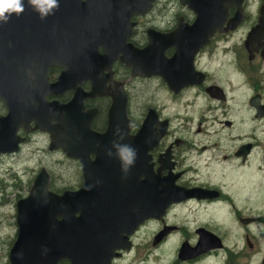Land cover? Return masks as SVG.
I'll return each instance as SVG.
<instances>
[{
	"label": "flooded vegetation",
	"instance_id": "flooded-vegetation-1",
	"mask_svg": "<svg viewBox=\"0 0 264 264\" xmlns=\"http://www.w3.org/2000/svg\"><path fill=\"white\" fill-rule=\"evenodd\" d=\"M195 1L153 0L131 17L126 0H75L73 6H62L60 60L47 70L48 82L60 79L61 90L37 85V98L27 89L24 94L33 104L74 102L70 113L60 114V123H76V157L68 155L65 142L51 149L52 132L36 128L33 118L19 124L10 139L14 149L0 152V160L12 161L0 171V203L3 196L7 200L5 195L14 194L10 200L16 209L9 262L19 235L17 203L45 171L48 189L57 194L79 190L90 180L100 198L121 179L125 196L132 195L122 200L128 208L126 201H138L145 213L146 196L152 194L159 202L156 215L130 234L131 247L116 249L120 255L112 258L98 249V264L108 258V264H128L135 250H157L174 237L172 264H198L206 258L219 264H264V28L255 31L264 18V0ZM80 30L85 37L75 34ZM21 71L26 83L36 79L33 68ZM118 99H125L130 124L128 132H120L122 142L100 137L110 127ZM8 113L0 97V118ZM39 137L45 145L37 150L61 155L56 159L63 163L58 164L74 170L73 184H58L66 179L48 161V166L42 161L33 166L32 156L23 157ZM118 143L134 150L133 163L126 167L115 148ZM18 161L27 163L21 168L30 173L26 181L19 176ZM179 208L187 217L195 215L192 225H178ZM104 215V208L94 212L98 218ZM100 225L98 232H113V227ZM150 225L152 238L142 239ZM183 245L199 253L182 259ZM58 264L72 262L62 258Z\"/></svg>",
	"mask_w": 264,
	"mask_h": 264
},
{
	"label": "water",
	"instance_id": "water-1",
	"mask_svg": "<svg viewBox=\"0 0 264 264\" xmlns=\"http://www.w3.org/2000/svg\"><path fill=\"white\" fill-rule=\"evenodd\" d=\"M120 1L122 3V0ZM152 1L126 0L130 9V17L135 12L147 10ZM182 2L191 5L196 3L195 0H182ZM23 3L25 7L23 13L13 14L7 23L0 22V97L4 98L9 107V113L0 118L2 129L0 131V152L12 150L10 139L15 138L19 124H22L21 122L29 123L33 118L37 120L36 128L52 132L51 149L57 147V143L65 142L68 144L66 147L68 155L76 157L74 150V140L78 132L75 127L76 123L74 120L60 123V114L70 113L74 102L62 105L58 102L41 100L39 104H33L24 94L27 89L37 98V95H34L37 85L38 87L43 85V89H50L53 92L61 90L60 79L54 83L48 82L47 70L50 65L60 60L62 6H73L76 2L75 0H57L59 7L54 8L43 19L28 0H23ZM208 3L209 5L219 4L212 0H209ZM199 10L202 11V9ZM204 10L202 12H205ZM260 21L255 31L264 28V18H261ZM82 28L83 26L80 29ZM81 32L80 30L75 34L82 38L85 37ZM89 33L88 35H90ZM25 66L35 70L36 79H31L28 83L24 80L25 75L21 74V68ZM16 91H18V99ZM115 104L116 107H113L111 112L110 127L100 137L108 141L122 142L124 138L120 132L125 133L130 130L125 99L123 102L118 99ZM118 108L123 118H126V120L124 118V122L118 118ZM24 114L28 116L27 120L22 118ZM53 120H58V124L53 125ZM66 125L68 129L65 128ZM115 148L117 150V147ZM85 169L87 168L85 167ZM114 174L116 175V173ZM48 182V174L43 171L35 180L30 194L17 203L19 235L10 251L11 264H58L62 258H69L72 264H98V249L100 253L108 252L110 258L115 255L119 256L120 254L115 250L130 248V234L138 228L143 220L155 216L157 207H159V202L154 201L152 194L146 196L145 213V210L138 209V201H126L130 206L128 208L125 200H122L132 199V195L125 196V189H122L124 182L121 179H118V185L115 183L116 179L115 182L113 181V186L109 187L111 191L106 192L105 189L103 194L100 193L101 199L96 197L94 192L96 186L91 184L90 180H86L79 190H66L63 194L50 191ZM149 188L147 187V189ZM134 205L136 208H133ZM160 205L166 207L168 204L161 202ZM103 208L104 212L108 213L107 216L104 215L100 218L94 216L95 211H102ZM77 212L81 213L80 216H76ZM58 216H61V219H58ZM98 219L101 220V223L97 222ZM99 224L105 229L113 227V232L109 229L108 232L105 230L98 232ZM221 245L222 243L215 246L220 247ZM197 253H193L191 249L183 245L179 256L182 259H189ZM109 260L108 258L104 264H108Z\"/></svg>",
	"mask_w": 264,
	"mask_h": 264
},
{
	"label": "rangeland",
	"instance_id": "rangeland-1",
	"mask_svg": "<svg viewBox=\"0 0 264 264\" xmlns=\"http://www.w3.org/2000/svg\"><path fill=\"white\" fill-rule=\"evenodd\" d=\"M45 145V141H43L42 137L38 138V141L35 140V142H31L26 149L23 151V157L27 158L30 157V163L33 164V166L39 165L40 161L44 163V165L48 166L47 161L49 164L53 167L55 174L60 175L63 174L66 179L63 184L60 182H57L60 185H69L73 184L74 182V170L70 168H65L62 165L58 163H63L62 160L57 161V157L62 158L61 155L57 154H47L43 151H38L37 149L41 146ZM43 148V147H42ZM45 156H49V158H45ZM61 161V162H60ZM24 163V162H23ZM22 161H18V171L19 176L21 177V180L23 178V181H26L29 179L30 173L26 171H21V168L24 169V166L27 163H24L23 165ZM10 165H12V161L10 158H5L3 160H0V171L8 168ZM18 186L23 189L22 184L18 183ZM21 189V190H22ZM20 190V191H21ZM1 191V190H0ZM12 194V192L10 193ZM0 192V197H1ZM7 200H4V196L2 197V202L0 203V264H10L8 259V251L9 246L11 244V241L13 239L15 230L17 228L16 221H15V214L16 209L14 205V201L10 199H14V194L11 196L5 195ZM186 214V210L184 208H179L176 212V219L178 221V225H192L193 221L195 220V215L192 213H189L188 217ZM15 221V224H14ZM154 226L150 225L147 228L144 229V232H142V239H151V233ZM189 229L191 230V227L189 226ZM178 237H174L171 239L168 244H165L161 248L157 250L148 251V247L141 248L135 250L133 254L129 257L128 261H125V263L128 264H172V260L174 258L175 253V241H177ZM198 264H219L214 258H206L204 262L198 263Z\"/></svg>",
	"mask_w": 264,
	"mask_h": 264
},
{
	"label": "clouds",
	"instance_id": "clouds-1",
	"mask_svg": "<svg viewBox=\"0 0 264 264\" xmlns=\"http://www.w3.org/2000/svg\"><path fill=\"white\" fill-rule=\"evenodd\" d=\"M41 18H45L54 8H58L57 0H28ZM25 11L23 0H0V22L7 23L13 14L19 15ZM125 167L133 163L134 150L127 145H115Z\"/></svg>",
	"mask_w": 264,
	"mask_h": 264
}]
</instances>
